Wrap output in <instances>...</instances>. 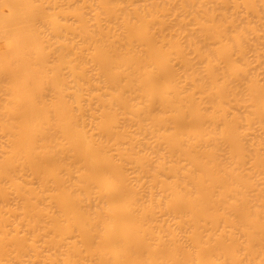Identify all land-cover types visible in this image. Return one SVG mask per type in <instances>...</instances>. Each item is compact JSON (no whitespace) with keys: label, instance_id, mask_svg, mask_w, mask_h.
<instances>
[{"label":"bare ground","instance_id":"1","mask_svg":"<svg viewBox=\"0 0 264 264\" xmlns=\"http://www.w3.org/2000/svg\"><path fill=\"white\" fill-rule=\"evenodd\" d=\"M0 264H264V0H0Z\"/></svg>","mask_w":264,"mask_h":264}]
</instances>
